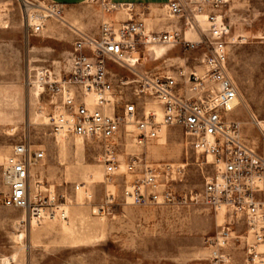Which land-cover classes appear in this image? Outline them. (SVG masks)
I'll use <instances>...</instances> for the list:
<instances>
[{
    "label": "built area",
    "instance_id": "built-area-1",
    "mask_svg": "<svg viewBox=\"0 0 264 264\" xmlns=\"http://www.w3.org/2000/svg\"><path fill=\"white\" fill-rule=\"evenodd\" d=\"M22 2L27 35L41 33L48 19H63L64 9L58 4ZM231 2L174 0L165 6L185 32L202 33L198 41H189L178 31L149 32L144 21H104L97 37L80 35L67 59L36 71L32 84L48 99L52 135L97 142L107 179L125 177L123 199L133 206L188 202L186 196L178 201L168 183H162L171 167L149 163L145 152L167 129H181L190 148L212 168L202 189L189 197L190 203L226 217L222 230L207 242L210 260L264 264V118L250 113L248 121L262 141L260 152L246 141L244 123L232 116L241 99L228 64L231 27L226 9ZM103 9L113 14L122 7L103 0ZM163 45L203 51V62L189 71L179 69L175 76L138 68L143 50ZM44 159V151L21 142L1 166L8 189L1 203L23 211V223L68 220L67 207L54 191H43L37 183V191L32 192L31 170ZM238 227L242 231L237 234L233 229ZM232 247L241 249V263L228 253Z\"/></svg>",
    "mask_w": 264,
    "mask_h": 264
},
{
    "label": "rangeland",
    "instance_id": "rangeland-1",
    "mask_svg": "<svg viewBox=\"0 0 264 264\" xmlns=\"http://www.w3.org/2000/svg\"><path fill=\"white\" fill-rule=\"evenodd\" d=\"M8 1H0V264H213L207 242L222 230L226 217L190 203L212 168L190 148L181 129H167L145 152L149 163L171 167L162 183H168L178 201L186 196L188 202L147 208L124 201V176L107 179L97 142L57 139L51 133V107L32 84L33 75L39 67L67 59L77 31L95 34L103 0H91L68 20L65 15L48 19L33 38L23 22V0L3 3ZM226 22L231 27L229 73L241 99L232 116L244 123L246 141L263 152L248 121L250 113L264 118V0H232ZM188 53L182 50L178 56ZM141 56L147 69L157 66L147 51ZM21 142L45 152V159L31 170L33 194L37 183L43 191H54L67 207V221L31 225L23 223V211L3 207L8 189L1 166ZM128 150L134 152L130 142ZM233 231L238 234L242 228ZM240 250L232 247L228 252L238 263Z\"/></svg>",
    "mask_w": 264,
    "mask_h": 264
},
{
    "label": "crops",
    "instance_id": "crops-1",
    "mask_svg": "<svg viewBox=\"0 0 264 264\" xmlns=\"http://www.w3.org/2000/svg\"><path fill=\"white\" fill-rule=\"evenodd\" d=\"M4 1V0H0ZM47 3L58 4L63 7L64 15L67 20L70 19L72 13L76 11L80 7H84L91 0H44ZM110 5H115L122 7L117 13L108 14L105 12L100 17V26L104 21H110L114 23L126 22L130 19L135 21H144L146 30L153 33H162V32H170V31H178L180 34L185 37L189 41H198L202 37V33H192L185 32L183 24L177 18L170 17L168 15V11L165 8L167 4L174 0H104ZM186 1V0H181ZM12 4V0L8 2H3ZM203 30H206L207 26L205 23L202 24ZM99 29L92 35H86L89 37H97L99 35ZM78 36L85 35L81 31L76 32ZM38 35H28V38H33ZM75 42V41H74ZM74 45V43H73ZM72 45V49L70 54L74 50V46ZM160 46L151 47L147 52L150 56V60L157 64L153 69H147L146 61L142 59L141 64L139 65V69L141 70H149L156 71L158 73L164 75L175 76L179 69H184L186 71L191 70L192 68H197L202 64L204 59L203 51L190 52L185 57L178 56L179 53H182V48L179 46H171V45H163L167 49L165 55L158 59L157 55L154 54L155 48H159ZM43 67H39L36 71L40 70ZM110 68L116 72L122 74V71L110 65ZM173 69V70H172ZM36 73L33 75V79L35 78ZM32 77H28L30 81Z\"/></svg>",
    "mask_w": 264,
    "mask_h": 264
},
{
    "label": "bare ground",
    "instance_id": "bare-ground-1",
    "mask_svg": "<svg viewBox=\"0 0 264 264\" xmlns=\"http://www.w3.org/2000/svg\"><path fill=\"white\" fill-rule=\"evenodd\" d=\"M5 28H8V27H5ZM166 51H167V49H166L165 47L160 46L159 48H155V50H154V54H156L157 57L159 58V57L164 56L165 53H166ZM149 56H150V55H149Z\"/></svg>",
    "mask_w": 264,
    "mask_h": 264
}]
</instances>
